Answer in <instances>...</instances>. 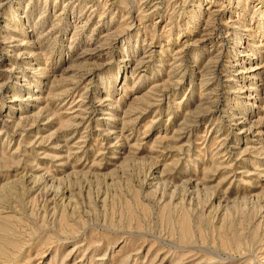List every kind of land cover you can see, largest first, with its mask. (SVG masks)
<instances>
[{"label":"rangeland","instance_id":"374dc122","mask_svg":"<svg viewBox=\"0 0 264 264\" xmlns=\"http://www.w3.org/2000/svg\"><path fill=\"white\" fill-rule=\"evenodd\" d=\"M0 264H264V0H0Z\"/></svg>","mask_w":264,"mask_h":264}]
</instances>
